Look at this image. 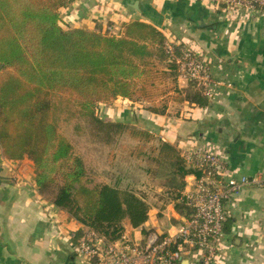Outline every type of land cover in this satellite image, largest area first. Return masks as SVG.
<instances>
[{"label": "crops", "instance_id": "obj_1", "mask_svg": "<svg viewBox=\"0 0 264 264\" xmlns=\"http://www.w3.org/2000/svg\"><path fill=\"white\" fill-rule=\"evenodd\" d=\"M133 20L202 55L211 77L209 93H203L207 103L172 100L157 114L144 101L119 97L101 103L104 115L148 130L181 156L187 150L212 152L224 159L226 175L255 179L224 204L215 262L264 264V16L248 18L206 0H74L60 10L59 23L63 29L110 28L119 35L123 23ZM187 85L177 78L179 88ZM29 163L27 157L7 159L0 147V264H89L73 239L83 226L39 192ZM111 180L103 183L120 187L119 176ZM184 180L186 189L194 173ZM185 217L171 199L161 198L150 204L142 226L133 228L125 219L124 233L138 240L145 231L173 233Z\"/></svg>", "mask_w": 264, "mask_h": 264}, {"label": "trees", "instance_id": "obj_2", "mask_svg": "<svg viewBox=\"0 0 264 264\" xmlns=\"http://www.w3.org/2000/svg\"><path fill=\"white\" fill-rule=\"evenodd\" d=\"M73 1L0 0V147L9 160L29 158L39 192L83 226L74 242L85 229L114 242L124 232L125 219L133 228L147 221L150 205L134 190L93 183L83 159L59 132L56 111L70 104L99 128L115 125L117 132L126 130L132 139L148 143L156 140L148 130L104 122L96 115L97 105L119 97L153 102L159 75L171 78L177 91L171 100L203 106L207 98L194 80L186 88L177 86L178 70L166 50V37L148 22H125L119 35L100 28L63 29L60 10ZM156 57L170 63L169 74L159 72ZM165 107L146 109L164 114ZM159 143L155 160L166 162L170 175L164 186L176 211L188 217L192 208L178 199L185 176L198 172L186 166L174 146Z\"/></svg>", "mask_w": 264, "mask_h": 264}, {"label": "built area", "instance_id": "obj_3", "mask_svg": "<svg viewBox=\"0 0 264 264\" xmlns=\"http://www.w3.org/2000/svg\"><path fill=\"white\" fill-rule=\"evenodd\" d=\"M206 1L248 18L264 16V0ZM165 47L178 77L196 81L208 95L211 77L202 55L191 45L169 40ZM182 158L198 175L194 174L195 181L178 199L192 208V213L176 224L173 233L149 231L138 240L123 232L118 240L108 242L85 229L75 245L76 252L89 264H216L218 242L224 236V204L255 179L226 175L224 159L206 150H187Z\"/></svg>", "mask_w": 264, "mask_h": 264}, {"label": "rangeland", "instance_id": "obj_4", "mask_svg": "<svg viewBox=\"0 0 264 264\" xmlns=\"http://www.w3.org/2000/svg\"><path fill=\"white\" fill-rule=\"evenodd\" d=\"M108 29L110 28H107V32ZM154 62L160 73L163 71L169 74L171 71L167 60L156 57ZM157 84L156 99L146 102L148 106L167 105L172 101L171 96L177 92L169 77L162 79L159 75ZM60 109L56 111L58 130L72 143L74 153L83 159L88 177L93 183H103L108 179L115 181L119 176L122 181L120 188H128L144 195L149 205L161 198L170 199L169 191L164 186L170 180L168 164L155 160L154 149L159 146L158 141L137 142L128 136L126 130L117 132L115 125L99 128V123L79 115L70 104L65 106L63 103ZM104 109L105 105L99 103L95 110L96 115L104 122H117L104 115ZM29 164L33 170L34 165Z\"/></svg>", "mask_w": 264, "mask_h": 264}]
</instances>
